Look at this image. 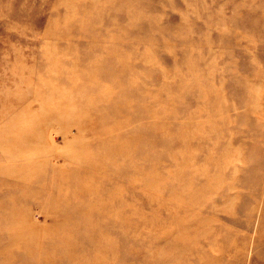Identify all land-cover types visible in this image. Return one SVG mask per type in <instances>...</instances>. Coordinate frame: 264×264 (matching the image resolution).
Wrapping results in <instances>:
<instances>
[{
  "label": "rangeland",
  "instance_id": "374dc122",
  "mask_svg": "<svg viewBox=\"0 0 264 264\" xmlns=\"http://www.w3.org/2000/svg\"><path fill=\"white\" fill-rule=\"evenodd\" d=\"M83 262L264 264V0H0V264Z\"/></svg>",
  "mask_w": 264,
  "mask_h": 264
},
{
  "label": "bare ground",
  "instance_id": "6f19581e",
  "mask_svg": "<svg viewBox=\"0 0 264 264\" xmlns=\"http://www.w3.org/2000/svg\"><path fill=\"white\" fill-rule=\"evenodd\" d=\"M69 253H70V252H69ZM80 262H82V259H80L78 263H80ZM83 263L85 264V262H83Z\"/></svg>",
  "mask_w": 264,
  "mask_h": 264
}]
</instances>
